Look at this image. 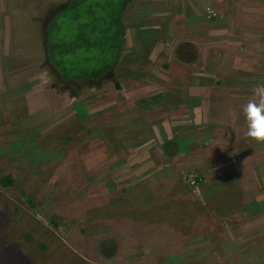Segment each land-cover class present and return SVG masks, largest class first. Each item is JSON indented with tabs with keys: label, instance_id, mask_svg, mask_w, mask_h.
<instances>
[{
	"label": "rangeland",
	"instance_id": "374dc122",
	"mask_svg": "<svg viewBox=\"0 0 264 264\" xmlns=\"http://www.w3.org/2000/svg\"><path fill=\"white\" fill-rule=\"evenodd\" d=\"M67 1L0 0V264H264V143L242 111L264 84V0H178L165 52L139 53L131 23L85 84L41 51L39 19ZM128 220L111 260L68 243ZM151 222L169 246L148 262Z\"/></svg>",
	"mask_w": 264,
	"mask_h": 264
},
{
	"label": "trees",
	"instance_id": "16d2710c",
	"mask_svg": "<svg viewBox=\"0 0 264 264\" xmlns=\"http://www.w3.org/2000/svg\"><path fill=\"white\" fill-rule=\"evenodd\" d=\"M130 2L132 0H68L61 8L48 12L44 20L39 19L42 55L60 80L85 84L101 80L114 71L126 46L124 12ZM171 143L169 140L162 146L166 156H169ZM7 178L2 176L3 181H8ZM121 223L113 232L95 237L86 245L89 249L82 242L73 243L71 238H67L68 243L83 256L92 254L94 259L111 260L120 251V228L136 224L134 220ZM142 228L147 235L145 241L138 242L139 246H146L144 248L154 257L167 255L164 254L166 248L162 247L169 246L167 235L154 237L153 234L160 231L152 222L142 224Z\"/></svg>",
	"mask_w": 264,
	"mask_h": 264
},
{
	"label": "crops",
	"instance_id": "0c3cea01",
	"mask_svg": "<svg viewBox=\"0 0 264 264\" xmlns=\"http://www.w3.org/2000/svg\"><path fill=\"white\" fill-rule=\"evenodd\" d=\"M176 1L178 0H132L127 6L128 8H125L124 22L126 29L132 23L135 28L134 31L140 30L135 33L141 35V43H143L144 48L147 47L146 51L142 49L139 52L144 57L146 54L150 55L151 52L155 54L161 51L165 52L166 47L172 42L173 11L176 7ZM129 6H133L131 8L132 16H129ZM148 48H151V50H148ZM135 207L137 206L135 205ZM145 250H143L144 255L150 262L149 251Z\"/></svg>",
	"mask_w": 264,
	"mask_h": 264
},
{
	"label": "clouds",
	"instance_id": "9594fccd",
	"mask_svg": "<svg viewBox=\"0 0 264 264\" xmlns=\"http://www.w3.org/2000/svg\"><path fill=\"white\" fill-rule=\"evenodd\" d=\"M245 136L257 143H264V84H258L253 98L242 107Z\"/></svg>",
	"mask_w": 264,
	"mask_h": 264
}]
</instances>
